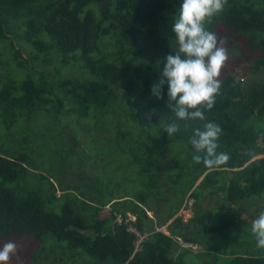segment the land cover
Masks as SVG:
<instances>
[{
    "label": "trees",
    "instance_id": "trees-1",
    "mask_svg": "<svg viewBox=\"0 0 264 264\" xmlns=\"http://www.w3.org/2000/svg\"><path fill=\"white\" fill-rule=\"evenodd\" d=\"M179 5L0 0V240L36 241L31 264L81 258L90 264H192L186 258L197 255L206 264H264L260 248L245 244L217 258L218 250L204 243L206 234L226 240V231L238 237L250 230L252 223L237 220L239 214L247 209L253 221L261 212L251 213L256 198L264 201V156L253 160L264 155V0H226L205 22L228 50L227 66L246 63L249 71L245 79L231 67L222 73L204 121L178 119L168 108L167 88L162 99L151 91L164 57L177 49L172 24ZM207 121L222 128L218 151L230 157L211 168L192 160L189 143ZM172 122L178 131L168 136L164 129ZM84 131L89 136L81 148ZM45 147L49 158L57 157L56 172L33 159ZM93 159L102 172L115 164L109 178H98L105 172L88 177ZM123 159L131 172L121 178ZM74 168L86 184L66 179ZM200 195L218 197L219 208L202 211ZM187 196L195 200L193 216L186 223L175 217L167 235L156 231L147 213L164 226ZM156 204L169 213L159 216ZM130 226L148 234L137 251ZM176 238L200 248L183 247Z\"/></svg>",
    "mask_w": 264,
    "mask_h": 264
},
{
    "label": "clouds",
    "instance_id": "clouds-1",
    "mask_svg": "<svg viewBox=\"0 0 264 264\" xmlns=\"http://www.w3.org/2000/svg\"><path fill=\"white\" fill-rule=\"evenodd\" d=\"M225 2L226 0H180L172 24L177 49L164 57L159 80L151 90L154 97L162 99L163 89L167 88L168 108L180 120L204 121L205 112L213 108L215 98L221 91L219 77L222 66L228 60V52L219 45L216 33L206 28L205 22L219 14ZM177 131L176 122L168 124L164 129L168 136ZM221 134L222 128L214 121H207L202 129H194L189 139L192 160L197 164L202 162L210 168L227 162L229 154L218 151ZM186 199L193 198L187 196ZM181 208L185 209L186 206L182 205ZM252 232L255 234L256 246L264 248V211L253 219ZM188 245L190 247L193 244ZM16 252L15 241L0 243V264H8Z\"/></svg>",
    "mask_w": 264,
    "mask_h": 264
},
{
    "label": "rangeland",
    "instance_id": "rangeland-1",
    "mask_svg": "<svg viewBox=\"0 0 264 264\" xmlns=\"http://www.w3.org/2000/svg\"><path fill=\"white\" fill-rule=\"evenodd\" d=\"M227 52H228V50H227ZM229 59L230 58H229V53H228V60L222 66L220 76L222 75L223 72H226L231 67V68H233V70L235 72H237L238 79H240V78L241 79H245L246 72L249 71L247 69L248 68L247 64L243 63V65L242 64L239 65V64H235V63L232 62L231 65L229 64L230 66H227L228 61H231ZM85 127L86 126H83V128H85ZM70 132L72 134L76 133L75 130H73V129H70ZM88 136H89V132H86V131H84L83 133L81 132V135L78 138L80 144H82L80 146L81 148H83V144L88 139ZM44 142H45V144H47V141L44 140ZM91 146H92V148H94L96 145H94V143H93ZM96 148L99 149L97 146H96ZM50 155L51 154H50L49 148L45 147L43 149L38 150V153H36L34 155L33 159H35L38 164H41V166H43L45 168L54 167L55 168V172H56L57 171V164H56L57 157L49 158ZM263 156L264 155H259V156L255 157V158H253V160L257 159V158H261ZM101 165H102V163H101V161L99 159L90 160L88 162V164L86 165L87 170H86L85 173H87L89 178L93 179L95 175H100L101 174V172H102ZM90 168H91V170H90ZM113 168H115V164L111 163L108 166V169L105 168V171H104L105 174L101 175V177H98V178L99 179H104L106 177L109 178L111 176L110 174H111V170H113ZM63 171H65V169H64V167L63 168L61 167L59 173H62ZM119 171H120L121 174H118V175H120L121 178H122L123 175L124 176L128 175L129 172H131L130 171V167L129 166L126 167L125 159H123V161L121 160V166L119 168ZM104 172H102V173H104ZM76 174H78V173H77L76 169L74 168L73 172L70 175H67L66 179H68L69 182L74 183V184H78V185L86 184L85 181H80V180L76 179L75 178ZM200 180H198L196 184H198L200 182ZM121 187L122 188L125 187L127 189L131 188V186L128 185V184L127 185L126 184H122ZM121 187H119L118 190L122 189ZM133 190H136V188L133 187ZM169 192H171V191H169ZM57 194H59V191H57ZM186 198L184 199V202H183V205L186 206V208L185 209L181 208L179 210V212L175 216H173L170 220H168V222L164 226H160L159 227L157 225V218L154 216L153 212H148L147 213L148 217L151 220L154 221V229L156 231H161V232H163L164 234L167 235V233H168L167 232V226L173 222L175 217H180L182 223H186L193 216L192 208L195 206L194 200L193 199H186ZM256 199H255L256 201L254 203L257 204V205H255V207H252L253 210L251 211V213L253 215L254 214L257 215L259 210H261V212H262V207H264V205H262V203L264 204V201H262L260 198L259 199L256 198ZM249 201H252V199L251 200H246L247 203ZM167 202H168V206L169 205H173V200H170V201L168 200ZM108 206H106V208ZM218 206H220V204L218 202V197L215 198L213 196V198H212L210 196H201L200 208H201L202 211H206L208 209H214V208H216ZM230 208L232 210V211H230V214L231 215H236V212L233 211V210L236 211V208L234 206H230ZM155 212L158 213L159 216L160 215L163 216V215H166V214L169 213V209L167 207H164L161 204H156ZM227 212H229V211H227ZM102 213L104 214V213H107V212L104 210V212L102 211ZM237 220H239V221L246 220L249 225H251V223H252L251 218H249V214H248L247 209L243 210V212L241 214H239V218ZM237 220L235 221V223H237ZM236 228H238V227H236ZM226 233H227L226 234V236H227L226 240H223V238L220 237L219 233H213L211 238L209 237V234H206V236H204L205 237L204 238V243L207 246V248H213L211 250H214V251H215V249L218 250V253L213 252L214 255H216L217 258L221 257V254H220L219 251L233 252L235 250H239L242 246H246L245 244H248V246L252 247L253 250L259 249L256 246V238H255V234L252 232V227H250V230H248L247 232H244V234H240L238 237L235 236L236 234L233 235V233L231 235V231L230 232L226 231ZM176 241L179 244H181L182 240L176 238ZM0 243H3V242L0 240ZM187 246L189 247V245H187ZM36 247H37V242L36 241L25 240V239L24 240H22V239L19 240V242H17V252H16V254L14 256L11 257L10 261L8 262V264H31L29 262V254ZM183 247H185V246L183 245ZM199 248L200 247L198 245H196V244H193L192 246H190V249H193V251L198 250ZM178 250H179L178 247H175V250L173 251L172 255H175L178 252ZM202 251H203V249H202ZM260 251L264 253V248H260ZM211 255H213V254H211ZM82 256L84 257V255H82ZM195 257L196 258L188 256L186 258V260L188 262L192 263V264H206L204 262H207V260L204 257H202L201 255H197ZM219 260H221V259H219ZM208 263L212 264L213 260L212 259H208ZM69 264H72V263H69ZM74 264H90V262H89V260L87 258H81V259H79V261H78V259L74 260Z\"/></svg>",
    "mask_w": 264,
    "mask_h": 264
},
{
    "label": "built area",
    "instance_id": "built-area-1",
    "mask_svg": "<svg viewBox=\"0 0 264 264\" xmlns=\"http://www.w3.org/2000/svg\"><path fill=\"white\" fill-rule=\"evenodd\" d=\"M134 218L131 217L129 218V220H133ZM122 221V217L120 215L117 216V222L120 223ZM129 230L133 231L136 235V241H135V248L138 249L140 244L142 242H144L145 238L147 237V234L145 232H141L139 230H137L136 228H134L133 226L129 227ZM181 244L184 245L185 247L188 245V243H184L183 241H181Z\"/></svg>",
    "mask_w": 264,
    "mask_h": 264
}]
</instances>
